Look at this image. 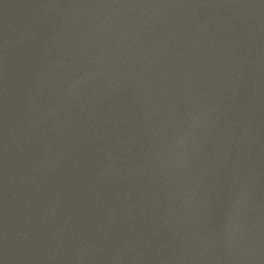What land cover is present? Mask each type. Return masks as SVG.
<instances>
[{
    "label": "water",
    "instance_id": "1",
    "mask_svg": "<svg viewBox=\"0 0 264 264\" xmlns=\"http://www.w3.org/2000/svg\"><path fill=\"white\" fill-rule=\"evenodd\" d=\"M0 264H264V0H0Z\"/></svg>",
    "mask_w": 264,
    "mask_h": 264
}]
</instances>
